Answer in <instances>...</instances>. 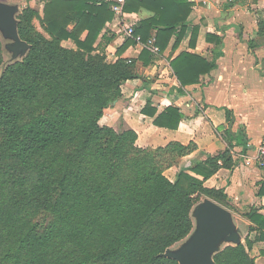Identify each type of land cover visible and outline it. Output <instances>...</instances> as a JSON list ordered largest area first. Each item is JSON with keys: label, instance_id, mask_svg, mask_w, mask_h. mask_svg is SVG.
<instances>
[{"label": "trees", "instance_id": "16d2710c", "mask_svg": "<svg viewBox=\"0 0 264 264\" xmlns=\"http://www.w3.org/2000/svg\"><path fill=\"white\" fill-rule=\"evenodd\" d=\"M36 1L49 39L31 31L30 8L16 16L18 35L30 46L23 59L4 61L0 37V264H177L160 255L190 235L192 209L203 199L230 209L223 190L204 182L220 167L231 170L232 142L239 144L242 135L226 131L223 152L179 170L170 181L165 171L196 151L193 143L142 149L134 131L116 132L99 121L121 98L124 83L146 82L137 64L154 59L150 41L160 54L172 39L173 48L182 42L192 3L125 0L123 13L153 14L133 29L145 47L137 59L122 58L136 45L126 38L116 61L107 62L105 49L116 37L102 34L114 16L110 3ZM197 32L192 29L191 42ZM207 38L219 48L221 37ZM220 56L216 52L211 62L189 53L174 58L179 92L215 69ZM141 114L171 131L183 119L172 106L157 113L150 98ZM225 119L233 121L231 112L225 110ZM244 217L252 226L243 243L223 247L215 264H255L249 252L264 242V217L254 209ZM250 232L256 233L253 240Z\"/></svg>", "mask_w": 264, "mask_h": 264}, {"label": "crops", "instance_id": "0c3cea01", "mask_svg": "<svg viewBox=\"0 0 264 264\" xmlns=\"http://www.w3.org/2000/svg\"><path fill=\"white\" fill-rule=\"evenodd\" d=\"M188 1L192 9L182 42L173 48L172 39L162 54L151 52L154 59L149 65L138 63L137 73L146 82L138 79L124 83L121 98L104 111L99 125L116 132L134 131L136 145L142 149L163 148L171 142L185 146L193 143L196 151L165 171L170 181H174L179 170L189 169L207 156L223 152L227 146L226 131L233 138L241 134L239 144L232 142L231 170L220 167L204 182V187L223 190L230 206L228 211L233 219L236 215L239 217L242 233L247 235L252 224L244 215L254 209L264 217V168L254 161L256 150L264 139V0ZM152 16L143 9L132 14L123 13L122 17L113 16L102 32L116 36L105 49L108 62L117 59L116 50L126 39L125 34L121 35L124 27L136 26ZM193 28H198L195 42L190 41ZM207 37H221L219 48ZM144 47L142 44L131 46L121 57L137 59ZM216 52L221 56L216 60L215 69L180 93L171 61L181 53H189L211 62ZM149 98L157 113L168 106L180 110L183 119L177 130L157 128L152 125V118L141 114ZM225 110L233 115L230 124L226 123ZM186 173L195 176L189 171ZM255 236V232L249 233L250 239ZM256 247L264 250V242L255 243L252 252Z\"/></svg>", "mask_w": 264, "mask_h": 264}, {"label": "water", "instance_id": "95a60500", "mask_svg": "<svg viewBox=\"0 0 264 264\" xmlns=\"http://www.w3.org/2000/svg\"><path fill=\"white\" fill-rule=\"evenodd\" d=\"M17 5L0 1V37L9 63L23 59L30 46L18 35ZM194 228L179 245L167 249L160 257L177 264H215L213 257L225 246L242 243V232L235 225L232 214L209 199H203L191 212Z\"/></svg>", "mask_w": 264, "mask_h": 264}, {"label": "rangeland", "instance_id": "374dc122", "mask_svg": "<svg viewBox=\"0 0 264 264\" xmlns=\"http://www.w3.org/2000/svg\"><path fill=\"white\" fill-rule=\"evenodd\" d=\"M1 2L4 3H8L11 5H17L19 7V13L20 14L24 9L26 8H30L34 11V14L31 17V20L29 22V27L31 29V31L33 33H38L40 35H42L44 38L49 39L48 35L44 32L43 30V26L41 24V18H42V3L36 1V0H32L30 2H26L25 0H0ZM120 31L122 32V29H120ZM122 37L124 35V33H121ZM2 46H4V42L2 41ZM62 47L70 49V50H75L74 45L71 42H64L62 43ZM4 50V49H3ZM3 58L4 61H8L9 60V56L8 54L4 51L3 52ZM107 59V58H106ZM108 62V60H107ZM235 225L241 230H243V227L240 225L239 222V217L236 215L235 219H233ZM246 234L242 233V243H243V239L245 237ZM179 244L175 245L172 247V249L176 248ZM264 250L261 249L260 247H256V249L252 252H249L251 257H254V262L255 264H264V254H263ZM258 254H260V256H258ZM256 259H259L256 262Z\"/></svg>", "mask_w": 264, "mask_h": 264}, {"label": "built area", "instance_id": "2783aa9c", "mask_svg": "<svg viewBox=\"0 0 264 264\" xmlns=\"http://www.w3.org/2000/svg\"><path fill=\"white\" fill-rule=\"evenodd\" d=\"M103 1L110 3V9L116 18L122 17V15H123L122 7H123L125 0H103ZM133 29H134L133 25H126L124 27L123 31H124L126 38H130V39L134 40V42L136 44H141L140 38L133 35ZM150 42L148 44H150ZM151 44H152V42H151ZM151 44L149 47L150 52H153V53L157 52L158 53V50L156 48H153L151 46ZM254 161L256 162L257 165L264 168V139L260 142V144L256 150V153L254 156Z\"/></svg>", "mask_w": 264, "mask_h": 264}]
</instances>
